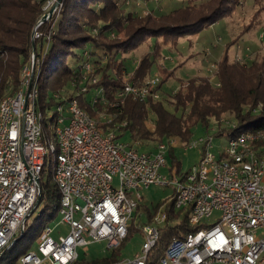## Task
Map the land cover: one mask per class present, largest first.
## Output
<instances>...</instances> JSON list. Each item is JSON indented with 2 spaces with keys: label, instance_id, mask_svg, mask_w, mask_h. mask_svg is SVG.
<instances>
[{
  "label": "built area",
  "instance_id": "1",
  "mask_svg": "<svg viewBox=\"0 0 264 264\" xmlns=\"http://www.w3.org/2000/svg\"><path fill=\"white\" fill-rule=\"evenodd\" d=\"M56 2L48 0L44 10ZM61 8L62 4L54 14ZM243 57L237 54L236 60ZM32 60V67L22 71L19 92L0 102V257L24 236L26 218L42 194L44 172L51 170L61 196L60 221L69 232L58 233L55 239L54 229L47 225L36 248L20 264H72L80 247L98 242H106L105 251L116 249L132 222L140 228L141 249L117 264H148L170 208L190 210V224L203 227L185 238H173L158 264H264V129L228 136L227 145L217 153L214 138L207 135L188 146L200 150L198 164L187 173L171 174L165 183L162 169L168 151L177 145L175 139L138 149L137 143L119 139L116 131L100 130L76 99L58 105L56 117L45 116L33 81L35 56ZM84 69L91 72L92 65L86 63ZM206 71L213 78L217 63L209 62ZM160 79L157 74L144 84H127L111 103L100 87L93 88L90 97L109 107L127 97L159 100ZM101 118L111 119L106 114ZM163 184L175 185L174 197L160 206L151 223L136 219L144 201L141 190Z\"/></svg>",
  "mask_w": 264,
  "mask_h": 264
},
{
  "label": "trees",
  "instance_id": "2",
  "mask_svg": "<svg viewBox=\"0 0 264 264\" xmlns=\"http://www.w3.org/2000/svg\"><path fill=\"white\" fill-rule=\"evenodd\" d=\"M47 1L0 0V102L19 92L22 71L32 67L35 56L33 81L45 116L52 113L56 117L58 105L76 99L100 130L116 131L119 139L132 145L137 143L141 150L152 149L168 139L189 144L192 128L198 125L213 138L264 129V50L244 56L241 62L236 60L233 51L248 33L247 29L235 40L226 42L220 60H214L218 71L213 78L188 75L178 81L177 87L169 91L163 89L174 73L162 64L167 59L164 49L172 52L181 38L197 35L226 18L240 5V0H190L169 12L153 11L146 16L128 10L127 0H63L60 11L40 24L49 12L44 10ZM145 44L148 50L129 72L123 55ZM86 63L92 65L91 72L84 69ZM157 74L161 77L157 86L159 100L127 97L109 107L93 103L90 97L92 89L100 87L111 103L127 84L141 85ZM95 78L97 83L93 84ZM83 88L87 89L85 93L81 91ZM105 114L110 116V121L102 120L101 115ZM45 120L53 122V118ZM223 120H230L235 126H228ZM175 148L168 151L171 159L168 169L172 172L176 168V173L180 174L181 163L177 161ZM41 188L42 212L38 225L26 228L24 236L2 254L0 264H18L24 255L34 250V241L59 214L61 196L51 170L41 182ZM163 203H158L153 211L140 205L136 219L144 212L146 221L151 223ZM168 214L148 264H158L173 238H185L203 227L190 224V210L170 208ZM138 233L142 237L140 228L132 222L127 238L118 248L92 260L79 257L72 264H117L123 260L122 250L127 240Z\"/></svg>",
  "mask_w": 264,
  "mask_h": 264
},
{
  "label": "rangeland",
  "instance_id": "3",
  "mask_svg": "<svg viewBox=\"0 0 264 264\" xmlns=\"http://www.w3.org/2000/svg\"><path fill=\"white\" fill-rule=\"evenodd\" d=\"M190 0H127L126 6L128 10L141 12L145 16L150 12L163 13L169 12L170 10L177 9L183 5H186ZM258 3V4H255ZM256 11L258 12L256 14ZM259 14V15H258ZM256 16L255 19L253 18ZM258 16V17H257ZM254 26V28H252ZM247 29L246 33L239 41L238 46L235 45L233 51L235 55L242 50L250 47L251 41L256 47L260 46L258 40L259 35L264 34V0H240V5L232 10L230 14L219 20L217 23L208 26L201 33L194 36L183 37L179 40L178 46L175 50L168 51L164 49V55L167 58L162 62V64L171 73L174 72L173 77L168 79L166 85L163 86L165 91H169L171 87H177L179 85V80L185 79L188 75H193L200 71L199 74L204 76V70H207L210 60L209 56H212L213 52L217 49L216 44L221 45L230 40H235L242 35L244 30ZM222 40L219 41L218 39ZM254 51L255 48H252ZM257 49V48H256ZM148 50V45L145 44L139 49L133 52H129L123 55L125 58V65L129 72H132L139 61L143 53ZM209 50V51H207ZM221 57V55H220ZM212 59V58H211ZM210 60V61H209ZM206 62V63H205ZM169 73V74H170ZM205 76H208L205 75ZM204 76V77H205ZM230 121V120H229ZM50 133L53 134V129H49ZM205 129L201 126H195L192 128V138L187 145H182L177 142L175 148V154L177 161L181 163L180 174L189 172L194 168L200 160V150L197 148H190L188 146L193 145L195 142L200 141L206 137ZM125 141V140H124ZM214 142V152L217 153L220 147H225L228 143V137H217L213 139ZM154 145V144H152ZM151 145V146H152ZM170 158L167 159L166 168L162 169V172L166 176L165 183L171 181L170 175H176V168L172 172L168 169L171 162ZM48 172H44V180L47 178ZM175 191L174 184H163V185H152L149 188L141 190L144 201L143 205L151 211L158 203L166 202L170 199ZM42 212V205L35 211V213L27 220V228H35L38 225V216ZM144 219H146V214L142 212ZM61 217L58 214L54 220L50 223L51 228L54 229L52 236L57 239L58 234L61 233L66 235L69 232V227L63 224ZM216 221V216L211 220L212 223ZM142 237L140 233L131 236L127 240L125 247L122 250V257L132 258L135 253L140 251L142 246ZM39 239L34 241L33 248L35 249L38 245ZM106 249V242H98L86 247H80L78 249L79 257L86 258L87 260H92L98 257L105 256L108 251ZM20 264V260L18 262Z\"/></svg>",
  "mask_w": 264,
  "mask_h": 264
},
{
  "label": "crops",
  "instance_id": "4",
  "mask_svg": "<svg viewBox=\"0 0 264 264\" xmlns=\"http://www.w3.org/2000/svg\"><path fill=\"white\" fill-rule=\"evenodd\" d=\"M262 35V33L259 35V37H258V40H259V42H260V46H258V47H256L251 41H249L250 42V47H248V48H246L245 50H242L241 51V53L239 54V52L237 53V54H239V55H242V56H246V55H249V54H251L252 52H254V51H256V50H258V49H263L264 50V36H263V39H260V36ZM225 44L226 43H224V45L223 44H221V45H219L218 46V44H216L215 45V47L217 48L214 52H213V54H211L212 56H209V58H210V60H220V55L222 56V54H223V49H224V46H225ZM238 45V44H237ZM252 48H255V50L254 51H252L253 49ZM257 48V49H256ZM236 54V55H237ZM212 58V59H211ZM206 63V62H205ZM199 72L200 71H197V73H194V74H196V75H198V76H203V75H200L199 74ZM205 75H207V72H206V70H204V76ZM142 218H143V220H146V219H144V215H142L141 216ZM146 217V216H145ZM58 234V233H57Z\"/></svg>",
  "mask_w": 264,
  "mask_h": 264
},
{
  "label": "water",
  "instance_id": "5",
  "mask_svg": "<svg viewBox=\"0 0 264 264\" xmlns=\"http://www.w3.org/2000/svg\"><path fill=\"white\" fill-rule=\"evenodd\" d=\"M60 4H63V0H57V2L54 4V6L49 10V12L47 14H45L43 16V18L41 19L40 21V24L41 23H44L48 20H50L54 14V11L60 6ZM39 24V25H40ZM32 49H33V54H35V41L33 40V44H32ZM31 84H32V79L30 80V85L28 87V90H27V94H26V97H25V100H26V103H27V100H28V93L31 89ZM42 202V194L40 193L38 199H37V202H36V205L35 207L33 208V210L30 212V214L27 216L26 220H28L31 215H33L35 213V211L38 209V207L40 206V203Z\"/></svg>",
  "mask_w": 264,
  "mask_h": 264
}]
</instances>
